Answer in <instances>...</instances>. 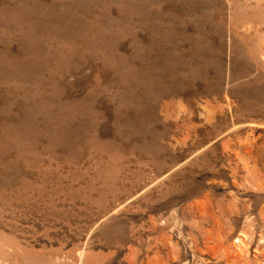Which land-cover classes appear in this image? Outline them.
<instances>
[{
    "label": "rangeland",
    "instance_id": "rangeland-1",
    "mask_svg": "<svg viewBox=\"0 0 264 264\" xmlns=\"http://www.w3.org/2000/svg\"><path fill=\"white\" fill-rule=\"evenodd\" d=\"M0 264H264V0H0Z\"/></svg>",
    "mask_w": 264,
    "mask_h": 264
}]
</instances>
